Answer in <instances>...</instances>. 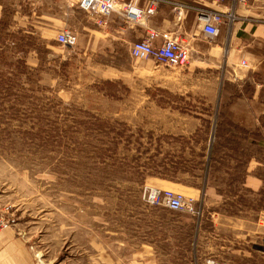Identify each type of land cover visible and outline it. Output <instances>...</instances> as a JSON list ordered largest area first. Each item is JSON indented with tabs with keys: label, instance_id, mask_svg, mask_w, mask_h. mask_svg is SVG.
<instances>
[{
	"label": "rangeland",
	"instance_id": "374dc122",
	"mask_svg": "<svg viewBox=\"0 0 264 264\" xmlns=\"http://www.w3.org/2000/svg\"><path fill=\"white\" fill-rule=\"evenodd\" d=\"M65 9L78 11L66 0H0V215L20 222L40 247L49 241L53 264H145L143 242L155 239L144 233L158 211L172 210L148 205L143 191L189 196L163 186L161 174L203 159L175 153L157 128L146 131L142 98L109 79L108 50L95 63L77 42L57 44L63 29L81 33L74 16L62 20ZM174 221L161 217L186 243L189 220ZM159 243L168 254L174 246Z\"/></svg>",
	"mask_w": 264,
	"mask_h": 264
},
{
	"label": "crops",
	"instance_id": "0c3cea01",
	"mask_svg": "<svg viewBox=\"0 0 264 264\" xmlns=\"http://www.w3.org/2000/svg\"><path fill=\"white\" fill-rule=\"evenodd\" d=\"M178 1L225 9L211 0ZM63 11L62 20L74 16L80 25V35L72 32L86 51L84 58L96 63L108 50L109 79L142 98L146 131L157 128L160 141L174 140L178 155H204L206 167L196 171L199 176L177 172L174 180L161 179L163 186L202 197L204 209L199 217L158 211V224L144 233L153 230L149 233L155 239L143 242L145 264H263L255 251L264 243V0L237 4L239 18L230 31L221 25L213 37L202 32L192 9L177 13L167 3L139 22L114 13L105 26L95 25L85 13ZM149 30L183 41L189 49L187 64L167 68L152 59L132 58L131 44ZM241 59L248 67L239 64ZM161 217L175 220L174 226L189 220L186 243L180 233L166 231ZM31 233L17 221L0 230V264H53L46 257L49 241L40 247ZM161 241L173 242L169 254Z\"/></svg>",
	"mask_w": 264,
	"mask_h": 264
},
{
	"label": "built area",
	"instance_id": "2783aa9c",
	"mask_svg": "<svg viewBox=\"0 0 264 264\" xmlns=\"http://www.w3.org/2000/svg\"><path fill=\"white\" fill-rule=\"evenodd\" d=\"M75 8L88 15L97 26H105L108 18L119 13L126 22H139L152 15L160 3H167L172 9L180 13L185 8L192 9L201 24V30L206 35H218L221 25L229 32L232 23L239 18L235 13V6H245L249 0H211L225 6L224 10L212 9L203 5H193L178 0H66ZM60 47L72 48L76 45L77 36L70 29L57 32L55 37ZM188 47L177 36L158 33L149 30L147 34L134 41L130 46V55L134 59H152L157 64L166 67L182 66L188 60ZM239 64L248 67L245 59ZM142 200L151 206H163L172 211H181L199 217L202 208L197 199L170 189L148 187L142 193ZM11 222L6 216L0 215V230L7 229ZM259 251L264 255V243ZM213 264V261H210Z\"/></svg>",
	"mask_w": 264,
	"mask_h": 264
},
{
	"label": "trees",
	"instance_id": "16d2710c",
	"mask_svg": "<svg viewBox=\"0 0 264 264\" xmlns=\"http://www.w3.org/2000/svg\"><path fill=\"white\" fill-rule=\"evenodd\" d=\"M195 155H198L199 158L203 157L204 155L203 154H195ZM199 162V163H198ZM196 166H194L193 168H188V167H185L184 164L180 163V162H174L170 168H166L165 171L161 174L162 177H165L167 179H171V180H174L175 178V174L177 172H187L188 174H191L192 175H196V176H199L197 175L196 171L197 170H204V168L206 167L205 166V161L203 160H200L198 161ZM200 176H202V172L200 174ZM193 182V181H192ZM194 183V182H193Z\"/></svg>",
	"mask_w": 264,
	"mask_h": 264
}]
</instances>
